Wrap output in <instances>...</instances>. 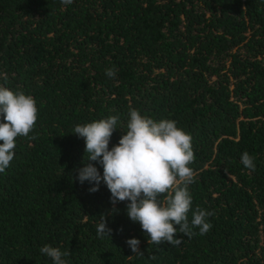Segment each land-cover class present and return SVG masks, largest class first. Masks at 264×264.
<instances>
[{
	"label": "trees",
	"instance_id": "trees-1",
	"mask_svg": "<svg viewBox=\"0 0 264 264\" xmlns=\"http://www.w3.org/2000/svg\"><path fill=\"white\" fill-rule=\"evenodd\" d=\"M0 86L38 110L0 173V264H54L46 244L70 264H264V0H0ZM133 109L191 134L187 217L214 212L208 233L174 225L180 245L148 243L130 201L113 206L105 183L79 182L87 163L104 169L74 127L118 116L111 150ZM102 216L110 238L97 234Z\"/></svg>",
	"mask_w": 264,
	"mask_h": 264
},
{
	"label": "clouds",
	"instance_id": "clouds-1",
	"mask_svg": "<svg viewBox=\"0 0 264 264\" xmlns=\"http://www.w3.org/2000/svg\"><path fill=\"white\" fill-rule=\"evenodd\" d=\"M72 2L62 0L64 5ZM105 74L114 78L116 69L108 68ZM37 111L33 97L0 86V117L6 120L0 122V141H3L0 145V173L9 167L14 158L16 138L28 137L33 130ZM129 116L126 134L111 150L109 143L117 130L118 116L74 127V135L85 138L87 161L98 162L104 169L101 176L93 164L87 163L78 170L79 182L94 184L89 189L92 193L99 191L100 184L105 183L112 193L113 206L118 202L130 201L127 215L133 222L140 223L149 236L148 243L159 245L163 241L180 245L183 241L174 238L178 231L174 225H178L179 232L189 238L197 234L193 231L197 227L199 235L208 233L212 228L208 218L214 212L197 208L190 223L187 217L192 204L187 186L193 182L194 175L193 169L188 166L194 160L191 134L179 128L174 120L157 122L134 109L130 110ZM254 159L247 151L241 157L243 165L252 171H255ZM180 183L184 187H178ZM174 186V195L170 193L165 198L166 204L158 200L160 194L169 192ZM102 217L97 234L101 239L110 238L112 229L107 227L106 217ZM126 243L135 255H144L139 240L130 239ZM40 252L51 258L54 264H70L65 259L70 256L68 251L46 244L40 248Z\"/></svg>",
	"mask_w": 264,
	"mask_h": 264
}]
</instances>
